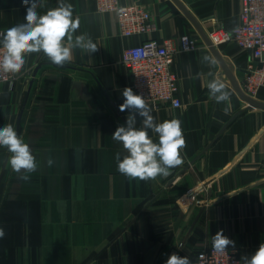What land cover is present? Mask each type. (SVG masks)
<instances>
[{
	"label": "crops",
	"instance_id": "1",
	"mask_svg": "<svg viewBox=\"0 0 264 264\" xmlns=\"http://www.w3.org/2000/svg\"><path fill=\"white\" fill-rule=\"evenodd\" d=\"M64 2L80 21L73 36L86 34L97 51L74 49L64 65L26 54L14 80L0 83V127L11 124L37 163L18 174L0 148V264H164L173 252L192 264L221 229L244 264L264 243V109H248L241 97L250 54L218 47L227 76L206 42L214 29L239 25L241 0H121L150 11L159 43L173 39L178 48L188 34L198 47L174 57L182 107L151 112L157 123L181 122L183 163L150 180L118 172L117 154L127 152L111 137L128 115L118 107L130 83L123 51L138 40L121 39L115 16L97 13L95 0ZM57 6L44 0L37 11ZM25 15L22 0H0V32ZM209 72L227 85L228 102L210 95ZM252 99L264 104V87ZM148 135L158 143V134Z\"/></svg>",
	"mask_w": 264,
	"mask_h": 264
},
{
	"label": "clouds",
	"instance_id": "2",
	"mask_svg": "<svg viewBox=\"0 0 264 264\" xmlns=\"http://www.w3.org/2000/svg\"><path fill=\"white\" fill-rule=\"evenodd\" d=\"M22 5L26 8V22L0 32L3 49L0 52V71L4 74L20 73L26 64V54L41 53L53 64L64 65L71 62L74 49L89 55L97 51V45L86 34L73 36L80 21L78 17L73 18L71 4L58 0L57 7L48 9L42 15L37 9L44 6V0H22ZM202 62L215 64L210 56H204ZM208 75L213 77L206 85L210 95L215 97L217 103L228 102L230 93L226 91L225 82L212 72ZM122 96L123 103L118 107L121 112H128L126 123L117 126L111 136L127 152L122 158L117 154L118 172L129 179L167 177L170 169L183 163L181 150L186 147V140L181 122L172 119L157 123L142 94L134 93L131 87H125ZM137 117L142 120L140 128L136 127ZM148 130L158 134V143L148 135ZM0 148H6L10 153L8 163L14 172L20 174L23 170V173H32L37 170L30 146L11 124L0 127ZM47 163L51 166L54 161L49 158ZM28 178L26 174L20 175L21 180ZM4 236L5 230L0 227V239ZM212 247L214 251L223 253L227 248L235 247V242L225 236L221 229L212 236ZM164 264H191V261L187 256L173 252ZM244 264H264V243L250 257H244Z\"/></svg>",
	"mask_w": 264,
	"mask_h": 264
},
{
	"label": "built area",
	"instance_id": "3",
	"mask_svg": "<svg viewBox=\"0 0 264 264\" xmlns=\"http://www.w3.org/2000/svg\"><path fill=\"white\" fill-rule=\"evenodd\" d=\"M95 11L115 16L121 39L138 40V43L126 46L122 58V64L130 75L129 87L134 93L142 94L152 110L181 108L182 102L177 95L178 78L173 71L174 57L177 52L196 51V40L183 34L177 40L178 48L173 39L159 43L152 38L156 26L144 5H124L121 0H95ZM239 21L232 31L214 29L208 36L210 45L207 47L216 50L222 45L234 44L250 54L243 89L247 96L257 98L264 87V0H241ZM14 75L0 71V83L12 82ZM192 264H243V261L238 249L227 248L218 253L213 247H208Z\"/></svg>",
	"mask_w": 264,
	"mask_h": 264
},
{
	"label": "water",
	"instance_id": "4",
	"mask_svg": "<svg viewBox=\"0 0 264 264\" xmlns=\"http://www.w3.org/2000/svg\"><path fill=\"white\" fill-rule=\"evenodd\" d=\"M176 2V1H175ZM207 45H210L209 40L206 41ZM212 53L214 54L215 58L218 60V63L221 67V69L223 70V72L226 73V75L228 76L229 70L227 68L226 63L221 59L220 54L217 52V50H215L214 48H211ZM241 97L243 99V101L247 104L248 109H264V104L258 102L255 99H252L244 94L241 93Z\"/></svg>",
	"mask_w": 264,
	"mask_h": 264
}]
</instances>
